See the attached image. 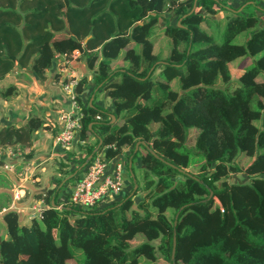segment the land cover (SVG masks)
I'll return each instance as SVG.
<instances>
[{
	"label": "trees",
	"instance_id": "obj_1",
	"mask_svg": "<svg viewBox=\"0 0 264 264\" xmlns=\"http://www.w3.org/2000/svg\"><path fill=\"white\" fill-rule=\"evenodd\" d=\"M243 5L229 10L217 42L202 25L222 9L218 0H0V81L16 65L42 79L57 54L80 52L115 116L99 120L110 114L94 102L83 106L81 139L96 141L85 144L82 162L92 152L111 160L133 145L132 162L144 149L141 180L131 166L132 191L102 210L57 209L55 187L39 196L49 207L28 226L5 212L0 264H66L72 248L83 251L84 264H145L141 258L158 255L171 264H264V7ZM166 13L170 49L162 58L154 38ZM240 57L251 64L234 79L230 64ZM119 60L126 65L112 69ZM174 80L180 90L169 86ZM86 83L79 79L78 94ZM16 89H0V97ZM40 129H47L40 117L0 127V149ZM138 141L158 157L145 145L136 149ZM241 156L251 159L248 180L229 182ZM198 157L200 176L186 170ZM138 234L145 240L133 246Z\"/></svg>",
	"mask_w": 264,
	"mask_h": 264
},
{
	"label": "crops",
	"instance_id": "obj_2",
	"mask_svg": "<svg viewBox=\"0 0 264 264\" xmlns=\"http://www.w3.org/2000/svg\"><path fill=\"white\" fill-rule=\"evenodd\" d=\"M251 1L218 0L223 7L218 13L212 15L208 21L212 24H222L228 14H230L229 10L242 9L244 3ZM262 7H264V3ZM198 11L205 14L202 8H199ZM165 16H168V14L166 13ZM160 20L162 22H159V33L162 31L161 26L164 24L161 17ZM156 35H158L157 32ZM163 36L164 39H167L166 35ZM118 62H120V65L117 67L114 66V63H117V61L112 63V69L126 65L121 60ZM66 65L74 70L73 73L76 78H87L83 92L79 93L81 100L86 101V104L83 106L90 105L93 99L98 97L99 101L104 102L107 106L109 114L114 111L113 99L107 95V91L104 88H100L95 92V85L92 79L93 72L86 67L84 57L80 52L75 58L68 60V63L56 56L52 67L44 72L42 79L32 73L29 67H21L19 65H16L5 76L3 80L6 82L9 81L11 86H16L17 94L15 97L11 95L5 100L0 97V127H5L10 124L19 127L24 125L30 117H40L42 120H45L47 129H40L33 132V136L28 142L17 143L0 149V160L3 161V164L0 165V238L8 239L6 223L3 219L5 212H17L19 223L28 226L33 218L38 219L35 216V207L42 208L43 210L49 207L45 203V200L39 197L43 192L47 189L58 187L57 203L59 198L58 194L63 191L65 186L71 190L73 182L68 181L70 179L69 177L72 176L70 174H73L72 171H74V168H77L75 167L76 165L82 166L84 163L77 162L75 165V162L80 159H85L87 154L85 144L92 145L96 141V136L91 135L85 139L86 143L82 146L79 143H74L72 152L70 153V157L72 158L69 160L65 159L61 150L55 149L52 146L53 135L59 128V116H61L62 112L71 110L69 97L61 87L62 81L67 77V73L65 72ZM13 75L16 76L13 77ZM25 82L36 86L33 87L34 92L31 95L28 93L25 94L24 90H22L25 87ZM110 117L108 115L104 118L99 117L98 119L108 121ZM95 118L97 119V116ZM18 147H21L23 151H28L27 156L16 157L21 152L19 154L15 152L13 156L8 154V149H19ZM132 148L133 145L124 148L120 155L111 160H107L111 164L123 162L127 165L125 173V189L127 194L131 192L134 186L129 168V155L131 154ZM24 153L27 152L24 151ZM62 161L66 164L68 161L70 162L69 167L66 168L69 171L68 173L64 172L61 164ZM131 163L133 165V162ZM141 166L138 156L136 158V167L142 169ZM63 178L65 179L62 181L61 186H59V183L56 184V181ZM71 216L74 217V215Z\"/></svg>",
	"mask_w": 264,
	"mask_h": 264
},
{
	"label": "built area",
	"instance_id": "obj_3",
	"mask_svg": "<svg viewBox=\"0 0 264 264\" xmlns=\"http://www.w3.org/2000/svg\"><path fill=\"white\" fill-rule=\"evenodd\" d=\"M78 54L79 52L76 51L70 55L57 54L56 56L68 63V60L75 58ZM65 72L67 77L62 81L61 87L69 97L71 110L62 112L59 116V128L53 135L52 146L61 150L65 159L69 160L72 158L70 153L74 143H79L81 146L86 143V140L81 139L80 136L82 108L86 101L81 100L80 102L77 99V97L80 98L76 92L79 79L75 77L74 70L67 67ZM75 167L77 168L72 171V188L68 189L65 199L58 198L57 209L72 205L80 210H102L119 202L124 193L127 194L124 177L127 165L123 162L111 164L107 160H102L101 154H97L93 155L86 165ZM42 211V208L35 207V216L42 217Z\"/></svg>",
	"mask_w": 264,
	"mask_h": 264
},
{
	"label": "rangeland",
	"instance_id": "obj_4",
	"mask_svg": "<svg viewBox=\"0 0 264 264\" xmlns=\"http://www.w3.org/2000/svg\"><path fill=\"white\" fill-rule=\"evenodd\" d=\"M256 5L258 6H261L263 5L264 3V0H252ZM164 17L165 14H164ZM163 16H161V18L163 19L164 21V18ZM230 17V14H228L227 18L222 22V24H219V23H210L208 21V23L206 25H202V29H204L205 31H207L208 33L212 34L216 41L217 42H220L222 37H223V33H224V30H225V27H226V24H227V19ZM159 22H162L161 20ZM159 28L156 29V32L158 33V35L155 36L154 38V52L155 53H159L161 55L162 58L166 57L168 52H169V49H170V43L168 41V39H164V34H163V30L159 33ZM243 37H244V34H241L240 36L236 37L234 42H241L243 40ZM243 58H237L236 60H234L231 64H230V68H231V72H232V76L234 79H238L239 78V74H241V71L243 70V68L248 64L249 60H244L242 61ZM251 64V60H250V63L248 65ZM120 65V62L117 61V63H114V66H118ZM16 75H13V77H15ZM260 80L261 81H264V77H260ZM221 85V84H220ZM8 86H11V83L8 81H1L0 82V88L1 89H5L7 88ZM171 88H173L174 90H180L179 89V86H180V82L178 80L172 82L170 85H169ZM33 87H36L34 86L33 84L31 83H28V82H25V87L22 88V90H24V93H28V94H32L34 92V89ZM17 91V89H16ZM16 92L13 94V97L16 96ZM94 102V105L95 107L97 108V110L99 111H105L108 113L107 111V106L105 105L104 102H100L98 97L96 99L93 100ZM194 134H195V129H193L191 131V139H190V142H189V146L190 147H193V138H194ZM19 149H10L8 154L10 156H13L15 154V152L17 154H19L21 152L20 155H16V157L18 156H22V157H25L27 156V154L29 153L28 151L24 150L25 152L27 153H24L23 149L21 147H18ZM144 151V149L141 147L140 148V152L137 154V156H135L134 158H132V162H133V165L132 166V170L133 172L135 173V175L137 176V180L140 181L141 180V177H142V169H140V167H136V158L140 155V153H142ZM198 159V161H196L195 163H193L190 167H188L186 170L196 176H200L202 175L203 173L200 172V170L198 169V165H199V162H202L203 159L202 158H196ZM83 159H80V160H77L75 162V165L77 162L81 163ZM192 160H195V158L193 157ZM251 159L249 157H245V156H241L238 160H237V163L239 164V166L241 167V171L238 172V173H235V174H232L229 178V182H242V181H247L248 180V176L244 175V172H243V168L249 163ZM70 162L68 161V163L66 164L65 162L62 161V168L64 169V172L67 173L69 172L68 168L69 167V164ZM77 166V165H76ZM130 172H131V167H130ZM132 173V172H131ZM130 173L131 175V178H132V181H133V177H132V174ZM71 175V174H70ZM124 177H125V174H124ZM65 178L63 179H60L58 181H56V184L59 183V186H61L62 184V181L64 180ZM71 179V178H70ZM68 179V181L70 182H73V179L70 180ZM134 184V182H133ZM132 191V190H131ZM68 193V187L65 186L63 188V191L61 193L58 194V197L59 198H62V199H65L66 195ZM141 195V194H140ZM139 195V196H140ZM137 196V197H134V201L135 203L141 199L142 197L140 196ZM167 215L168 216H171V213L170 212H167ZM145 238L142 234H138L136 236V238L134 240L131 241V244L134 246L136 245L137 243L141 242V241H144ZM159 241H154V244H158ZM73 250V258L66 262V264H84L83 262V258H84V253L81 249L79 248H72ZM141 263H145V264H171L169 261L165 260L163 257L159 256L157 257V259L155 261H150V260H147L145 258H141L140 259Z\"/></svg>",
	"mask_w": 264,
	"mask_h": 264
},
{
	"label": "water",
	"instance_id": "obj_5",
	"mask_svg": "<svg viewBox=\"0 0 264 264\" xmlns=\"http://www.w3.org/2000/svg\"><path fill=\"white\" fill-rule=\"evenodd\" d=\"M195 10V3L193 5V7L191 8V10L189 11V13L193 12ZM178 25H180V20L178 21ZM92 102V100H91ZM91 104V103H90ZM111 116V121L110 123H113L114 120H115V116L114 115H110ZM145 145L146 148L151 152L153 153L156 157H158V155L156 153H154L146 144L144 141H138L135 146H136V149L138 148L139 145ZM95 152H92L88 157L87 159L85 160V162L82 164V166L86 165L87 162L92 158V156L94 155ZM132 163L131 161H129V168L131 167ZM181 171H183V169H180ZM72 176H70L69 178L73 177V174H71ZM175 245H176V239H175V235L173 236V241H172V253H171V258L173 259L174 258V253H175ZM173 264H175L173 262Z\"/></svg>",
	"mask_w": 264,
	"mask_h": 264
}]
</instances>
